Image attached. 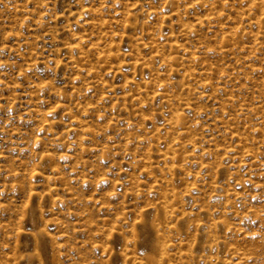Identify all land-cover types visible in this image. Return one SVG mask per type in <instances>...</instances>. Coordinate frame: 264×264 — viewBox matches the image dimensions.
<instances>
[{
    "label": "rangeland",
    "instance_id": "obj_1",
    "mask_svg": "<svg viewBox=\"0 0 264 264\" xmlns=\"http://www.w3.org/2000/svg\"><path fill=\"white\" fill-rule=\"evenodd\" d=\"M153 245L264 264V0H0V264Z\"/></svg>",
    "mask_w": 264,
    "mask_h": 264
},
{
    "label": "bare ground",
    "instance_id": "obj_2",
    "mask_svg": "<svg viewBox=\"0 0 264 264\" xmlns=\"http://www.w3.org/2000/svg\"><path fill=\"white\" fill-rule=\"evenodd\" d=\"M154 224V223H153ZM37 236H39L38 234H37ZM40 237V239H41V236H39ZM39 240V239H38ZM155 243V242H154ZM156 244V243H155ZM157 245V244H156ZM154 246V245H153ZM153 246H151V247H153ZM159 245L158 246H154L153 248H152V251H151V253H150V255H149V260H150V263L151 264H155V261L157 260V258H158V256H159Z\"/></svg>",
    "mask_w": 264,
    "mask_h": 264
}]
</instances>
